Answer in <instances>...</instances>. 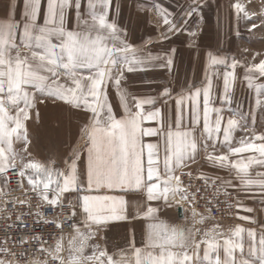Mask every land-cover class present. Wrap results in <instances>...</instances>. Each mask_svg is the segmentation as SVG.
<instances>
[{"label":"snow or ice","instance_id":"obj_1","mask_svg":"<svg viewBox=\"0 0 264 264\" xmlns=\"http://www.w3.org/2000/svg\"><path fill=\"white\" fill-rule=\"evenodd\" d=\"M209 6L207 0L204 3L192 0L183 8L182 15L156 9L165 26L161 41L157 42L182 34L189 19ZM85 7L91 24L83 19ZM232 7L237 24L243 20L255 29L258 25L254 17L258 16L259 26L264 27V13L250 12L239 0H234ZM110 10H118L113 0H9L7 14L0 19V195H8L2 189L9 185V174L14 171L21 181L27 179L34 194L19 201L22 207L28 206V211H22L18 221L25 215L40 219L41 204L59 209L61 215L68 213L71 220L69 224L62 220L44 221L53 224L60 236L52 241L33 238L32 248L38 247L41 252L38 259L30 260L26 248L15 250L17 244L30 243L27 240L20 239L12 247L0 244L3 257L0 264H198L200 243L189 240L185 229L169 227L160 220L158 213L162 208L173 202L188 203L197 222L205 224L222 208L233 215L234 208L252 211L243 205L244 198L259 196L264 203V132L249 127L242 112L223 107L233 102L230 85L237 78L239 61L233 58L229 62L227 57L210 51L200 85L189 82L178 92L164 88L156 98L137 96L125 87L126 73L156 68L171 72L175 49L164 55L149 51L146 56H138V50L126 43V34L110 20ZM109 40L113 42L111 47ZM114 53L121 54L120 61L114 58ZM240 66L245 68L243 78L249 88L253 87L256 75L264 77V59L258 64ZM221 67L226 69L219 96L223 106L217 107L212 95L214 80L221 79L217 71ZM255 87L259 94L264 85ZM113 93L121 108L119 117L111 103ZM48 99L85 113L84 144L73 150L63 171L54 170L51 161L47 166L25 161L14 148L19 143L21 151L27 152L31 110L37 101L43 103ZM158 99L164 104L173 101L171 110L157 107ZM255 104L264 113V102L257 98ZM226 110L229 116L225 120ZM146 121L155 123L146 125ZM238 131L245 135L240 138V146L233 147ZM145 137L154 138L155 142H146ZM220 147L226 153L213 154ZM200 152L206 154L210 168L234 170L236 183L203 173L194 177L191 171H183L196 162ZM245 152H258L259 156H249L246 161L230 159ZM253 165L256 169L250 172ZM193 178L201 183L193 184ZM17 187L23 190L24 185L20 183ZM230 188L234 191H229ZM129 191L144 193V204L137 206L143 207L144 212L135 214L146 221L141 246L135 245L133 236L127 249L109 252L106 243L101 246L93 241L110 222L124 221L133 215L125 199ZM32 199L36 200L35 205ZM201 207L209 213L207 217L198 213ZM238 218L249 220L246 216ZM65 227L71 229L67 241ZM10 229L11 225L6 224L5 238ZM244 232L243 227H236L232 234L235 239L225 238L222 244L215 228L205 232L204 259L209 260V254L216 252L214 264H237L234 254L237 250L244 251L241 239ZM247 235L253 241L249 258L241 259L239 264H264V234L258 248L256 232L248 230ZM189 244L194 245L193 255L174 251L186 249ZM221 248L223 259L218 254Z\"/></svg>","mask_w":264,"mask_h":264},{"label":"crops","instance_id":"obj_2","mask_svg":"<svg viewBox=\"0 0 264 264\" xmlns=\"http://www.w3.org/2000/svg\"><path fill=\"white\" fill-rule=\"evenodd\" d=\"M187 1V2H191ZM9 0H0V19L6 16V8ZM114 5L118 6V10H110L109 18L114 20L118 26V29L122 33L126 34V43L136 48L138 56H146L150 51L152 54L164 55L169 49L174 48L173 55L174 66L169 72L167 69L156 68L154 70L137 71L133 73H126L125 87L128 92L134 93L140 97H159L161 90L169 88L173 92H178L189 82L200 85L203 81L204 71L207 67L208 53H218L221 56L228 58L229 62L234 58L239 61V65L236 68V80L233 85H230L232 92V104L230 106H223L219 100V96L222 94V67L217 69L221 73V79L214 80L213 95L214 106L217 107H230L233 112H242L245 116L246 102L249 100V88L247 82L243 81L244 67L250 66L247 60V53L249 49V43L241 40L242 31L240 26H246V31L253 32L250 24H246L243 20L237 24L234 19V9L232 7L234 0H227L228 3L221 4L219 6L215 0H207L210 5L203 9V12H197L189 19V23L184 28V31L180 35H173L171 39L161 41V34L164 31L165 26L162 22V17L156 9L166 10L173 15H182L183 8L187 5L184 0L175 7L170 6L168 0H113ZM204 3V0H200ZM248 6V10L253 13H264L263 2H242ZM126 3V4H125ZM189 4V3H188ZM228 4V5H227ZM88 9L85 7L83 19L88 20L89 24L92 23L91 16L88 14ZM95 11L99 12V9ZM157 14L155 16L154 12ZM19 12H17V15ZM257 22V31H260L262 36L264 35V27H260V20L254 17ZM241 24V25H240ZM211 29V33L204 34V28ZM194 31H198L193 35ZM208 31V30H207ZM95 32H93V37ZM123 39L124 36L122 35ZM261 40L264 37H260ZM264 40V39H263ZM108 46H112V41H107ZM236 47L240 48V52H235ZM27 53V50H24ZM262 53L260 51L259 58L262 60ZM114 58L117 61L121 60L120 53H114ZM258 58V60H259ZM256 61L254 64L260 62ZM156 63H162L157 61ZM252 65V64H251ZM209 73H212V69H209ZM240 74V75H239ZM254 90L250 88V91ZM252 95V94H251ZM111 103L114 106L115 114L119 117L121 108L118 106L117 98L113 93L111 96ZM202 104V98H201ZM173 106V101L169 100L168 104H164L162 99L157 100V107L162 110L170 111ZM147 107V106H146ZM32 118L27 122V131L29 143L27 146V152L21 151V145L19 143L14 144V148L25 161H36L44 163L46 166L48 162H53L54 170L63 171L66 168L65 161L71 156L73 150H78L84 144L82 139V130L86 126L85 113L70 107L69 105L58 100H45L40 103L37 101L35 107L31 110ZM229 112L225 111V120L228 118ZM249 127H254L259 132H264L260 127H257V118L253 121L252 116H246ZM155 122H145L146 125L153 124ZM245 135L242 132L235 133V139L232 142L233 147L240 146V138ZM250 136L251 133H248ZM146 142H155L154 138H144ZM259 143V141H254ZM226 149L220 147L216 149L213 154H225ZM205 153L200 152L196 162L190 163L189 169L195 174L203 173L205 176H219L226 180L230 179L233 183H236L235 171L229 172L227 170L210 168L205 161ZM249 156H259V153L245 152L238 157H231L230 159L235 162L236 160L246 161ZM17 166L20 165V158L16 161ZM256 166L253 165L250 172H254ZM23 185L30 190L27 185V179H23ZM4 190V188L2 189ZM229 191H234L229 189ZM125 199L128 201L130 212L133 214L129 219L124 221L110 222L106 228L100 232L99 236L93 241L95 244L103 246L107 244L109 252L118 253L119 250L127 249L130 245V241L133 236L135 239V245L141 246L142 236L146 229V221L142 218H137L135 214L139 212L141 215L144 212L143 207H137L144 204V193L137 191H129L125 193ZM182 207L181 204L177 205L175 202L170 207L162 208L158 213L160 220L166 222L169 227L182 228L186 230V237L189 240H195L196 243H200V249L198 250V264H214L217 253H210V259H204V253L207 245L203 243L207 237L204 233L213 229L212 226L206 227L204 224L197 222L198 218H194L192 211L184 209L183 217L180 218L177 209ZM216 233L217 228L215 227ZM222 232V231H221ZM223 233V232H222ZM219 233V234H222ZM106 238V240H105ZM226 238V237H225ZM223 237L218 236L220 243L222 244ZM244 243V242H243ZM247 244L244 243V250ZM174 251L182 252L187 251L189 255L194 253V245L189 244L186 249H174ZM218 254L221 259L224 258L223 249L218 250ZM237 264L241 259L246 258L245 254L242 256L239 250L234 254ZM117 258L119 256L117 255ZM194 259L196 257L194 256Z\"/></svg>","mask_w":264,"mask_h":264},{"label":"built area","instance_id":"obj_3","mask_svg":"<svg viewBox=\"0 0 264 264\" xmlns=\"http://www.w3.org/2000/svg\"><path fill=\"white\" fill-rule=\"evenodd\" d=\"M183 171H190V170H183ZM192 172V171H191ZM193 173V172H192ZM195 173L193 176L195 177ZM10 183L7 187L2 190L4 193H8V195H0V210H5L0 212V244L6 243L8 247H12L14 243L20 239H24L29 241L30 243H26L23 245H15V250L17 252L22 251L23 249H28V258L31 259H38L41 257V252L39 248L36 249L32 248L33 238H39L42 241H52L53 237H59L60 231L55 228V226L51 223H45L44 221H53V220H62L65 224L71 223L69 219L68 213H64V215L60 214V210L57 208H50L43 204H41L40 208L38 209L40 212L43 213V216L40 219H37L34 215L32 216H22L21 219L18 221L17 216L21 214L23 211L27 213L28 206L24 205L23 207L20 205L19 201L25 199L26 196H34L30 190L27 188H23V190L18 189L17 185L23 183L21 179L14 173V171L10 172L9 174ZM193 184H199L201 181L196 180L193 178ZM31 203L33 205L36 204V200L32 199ZM201 204L203 202L201 201ZM184 209L192 211V205L188 203H181ZM33 211L35 212L36 209L34 208ZM198 213L203 214L204 216H208L209 213L203 209L202 207L197 209ZM234 209L232 210V213ZM233 214H230L227 209L222 208L221 211L215 213L214 219H208V223H222V226L217 230V233H222L228 230V218L232 217ZM7 217H11L7 219ZM10 224L11 229L7 233V238H5V225ZM26 225V227H25ZM217 228V227H216ZM71 229L65 227L64 228V240H68V234ZM222 231V232H221ZM45 248L48 247L47 244L44 245ZM3 257L0 256V259Z\"/></svg>","mask_w":264,"mask_h":264},{"label":"rangeland","instance_id":"obj_4","mask_svg":"<svg viewBox=\"0 0 264 264\" xmlns=\"http://www.w3.org/2000/svg\"><path fill=\"white\" fill-rule=\"evenodd\" d=\"M168 1L171 3L169 5L174 7V10H176L175 7H177V5L181 2V0H168ZM187 1H190V0H184V2L186 4L192 2V1L187 2ZM215 1H216V3H218L219 6H222L221 4L228 3L227 0H215ZM231 1H233V0H231ZM239 1L249 2V3H251V2H253V3L254 2L255 3L256 2H263L264 3V0H239ZM125 2H129V0H125ZM154 14H155V16H157V14L155 12H154ZM239 29H241L242 36H243L241 38V40L249 43V46H250L249 47L250 50L247 53L248 64L249 65L254 64L258 60L259 54H256V52L260 53V51H263L262 59H264V40H263L264 38L262 40L260 38V37H264V35L262 36L261 32L257 31L258 30L257 28L253 29L255 31L249 32V31H246V26L242 25L239 27ZM210 30L211 29H208V27L204 28V34L207 35V33H211ZM197 32L198 31H194V33H197ZM236 48L237 49H235V52L239 53L240 48H238V47H236ZM259 60H260V58H259ZM242 74H243L242 76H244V73H242ZM243 81L247 82L244 78H243ZM256 85H264V77H260L259 75H256L254 77L253 87H252V89H254V90L250 91V88L248 87L250 99L247 100L246 107H243V108H245L244 111H245V113H247L246 116L249 115V116L253 117V115H254L255 118H257V123H256L257 127L256 128L260 127L259 129H262L264 131V113H262L260 111V109H258L256 107V104H255V101L257 98H259L262 102H264V87H261L259 90V94H257L256 87H255ZM243 205H245L248 208H251L252 211L245 212V211H239L237 208H234L233 213L235 215L228 218V220H230L227 223L229 225L228 230H226V231L222 230L223 233L220 235L223 238L231 237V238L235 239V237L232 236L235 228L236 227H243L245 229V232L242 234L241 239L244 243L247 244V246H246V249L241 254H242V256L245 254L246 258H249L248 252H249V249H250L253 241L251 240V238L248 237L247 232H248V230H254L256 232L255 244L258 248L260 236L262 234H264V203H261L259 196H256V197L244 198L243 199ZM240 216H246L249 218V220L239 219L238 217H240ZM252 220H254L255 223L250 222ZM206 222L208 223L209 221L207 220ZM204 225L206 227H208L209 225L212 226L213 228L217 227V230H218V227L220 228L222 226V223L217 222V223H210L209 225L208 224H204ZM252 259L255 260L256 258H252ZM257 264H258V262H257Z\"/></svg>","mask_w":264,"mask_h":264},{"label":"water","instance_id":"obj_5","mask_svg":"<svg viewBox=\"0 0 264 264\" xmlns=\"http://www.w3.org/2000/svg\"><path fill=\"white\" fill-rule=\"evenodd\" d=\"M177 213H178V215H179L180 218L183 217V210H182V207H178V209H177Z\"/></svg>","mask_w":264,"mask_h":264}]
</instances>
